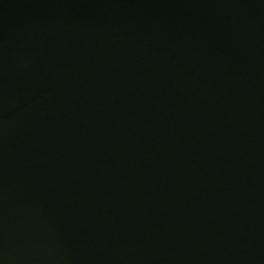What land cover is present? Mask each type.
Segmentation results:
<instances>
[{
	"label": "water",
	"instance_id": "1",
	"mask_svg": "<svg viewBox=\"0 0 264 264\" xmlns=\"http://www.w3.org/2000/svg\"><path fill=\"white\" fill-rule=\"evenodd\" d=\"M0 264H264V0H0Z\"/></svg>",
	"mask_w": 264,
	"mask_h": 264
}]
</instances>
